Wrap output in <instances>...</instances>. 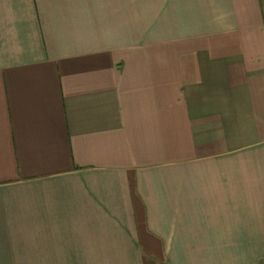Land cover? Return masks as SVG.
Returning <instances> with one entry per match:
<instances>
[{
  "label": "crops",
  "instance_id": "1",
  "mask_svg": "<svg viewBox=\"0 0 264 264\" xmlns=\"http://www.w3.org/2000/svg\"><path fill=\"white\" fill-rule=\"evenodd\" d=\"M0 264H264V0H0Z\"/></svg>",
  "mask_w": 264,
  "mask_h": 264
}]
</instances>
